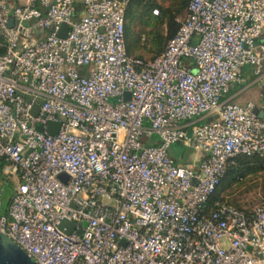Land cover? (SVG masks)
Returning a JSON list of instances; mask_svg holds the SVG:
<instances>
[{
	"label": "built area",
	"instance_id": "obj_1",
	"mask_svg": "<svg viewBox=\"0 0 264 264\" xmlns=\"http://www.w3.org/2000/svg\"><path fill=\"white\" fill-rule=\"evenodd\" d=\"M128 3L0 0V234L36 264H264V204L208 205L237 156L264 157V95L225 97L263 73L264 0H188L148 62L127 54Z\"/></svg>",
	"mask_w": 264,
	"mask_h": 264
},
{
	"label": "trees",
	"instance_id": "obj_2",
	"mask_svg": "<svg viewBox=\"0 0 264 264\" xmlns=\"http://www.w3.org/2000/svg\"><path fill=\"white\" fill-rule=\"evenodd\" d=\"M187 3L188 0H182L180 5L176 9H172L169 7L158 5L157 3H154L153 0H129L125 11V43L127 54L130 57L142 59L146 62L151 61L156 56H158L164 50L168 40L172 38L178 30L180 23L177 21V17L179 15L186 14ZM138 7L143 8L144 11H140L139 13L135 12ZM152 10H156L157 14H151ZM129 18L130 22L132 19H135L140 23H144L145 25L150 24L149 22H152V25L156 24L157 22L159 24L164 22L166 25V35L161 40H157L155 37H153L149 42L146 38L143 37L140 43L139 37H137L136 35L132 36L128 31V23H130L128 21ZM143 53L149 54L150 57L145 58ZM174 146H176V152L178 150L183 151V154L180 155L176 152L172 154L175 162L180 164H187L190 149L177 145ZM0 165H3V163H1ZM260 172L262 175H264L263 156H237L234 162L226 167L224 176L222 177L216 191L212 195L208 205L211 206L213 202L219 201L236 207L245 212L251 211L248 209H242L238 205L228 203L226 200H224L220 193L232 187L234 184L243 183V181L249 174L254 175Z\"/></svg>",
	"mask_w": 264,
	"mask_h": 264
},
{
	"label": "rangeland",
	"instance_id": "obj_3",
	"mask_svg": "<svg viewBox=\"0 0 264 264\" xmlns=\"http://www.w3.org/2000/svg\"><path fill=\"white\" fill-rule=\"evenodd\" d=\"M154 3L158 5L169 7L172 9H176L182 0H153ZM144 11L143 8L138 7L135 12ZM154 10L151 11V14ZM185 15H179L177 17V21L180 22ZM130 22V18L128 20ZM150 24L140 23L135 19H132L130 23H128V31L133 36L136 35L139 37V41L141 43L142 38H146L148 42L151 38L155 37L157 40H161L166 35V25L164 22L159 24L158 22L152 25ZM144 54V53H143ZM145 58H149L150 55L145 53ZM113 99H110V102H113ZM155 140L158 139V136L153 135ZM176 146H172L169 149L170 154H174ZM176 153L183 154L182 150H178ZM3 168V165H0ZM7 177V176H6ZM13 185L7 178L6 182L3 184V188L0 192V200H1V211L0 214L6 209L9 198L13 193ZM220 195L226 200L228 203L233 205H238L242 209L252 210L258 206L264 204V175L260 173L254 175H248L247 178L241 184H234L232 187L224 190L220 193Z\"/></svg>",
	"mask_w": 264,
	"mask_h": 264
},
{
	"label": "crops",
	"instance_id": "obj_4",
	"mask_svg": "<svg viewBox=\"0 0 264 264\" xmlns=\"http://www.w3.org/2000/svg\"><path fill=\"white\" fill-rule=\"evenodd\" d=\"M241 75L242 81L233 85L225 97L236 103L243 104L251 101L256 105L259 104L262 95H264V65L261 76H256L253 73V68L248 65L242 68ZM7 178L12 183L14 188L16 183L15 179H11L8 176L6 177L0 167V189L3 188V184L6 182Z\"/></svg>",
	"mask_w": 264,
	"mask_h": 264
},
{
	"label": "water",
	"instance_id": "obj_5",
	"mask_svg": "<svg viewBox=\"0 0 264 264\" xmlns=\"http://www.w3.org/2000/svg\"><path fill=\"white\" fill-rule=\"evenodd\" d=\"M12 25V20L9 22V26ZM68 30V26L62 24L57 32V36L64 37ZM38 111V107L34 105L32 107V114L36 115ZM261 116V113H260ZM60 123L49 121L47 123V129L49 134L53 135L56 133L59 128ZM75 224L72 222H68L63 220L59 224V228L63 230L65 233H70L74 228ZM0 264H36L15 242L11 239L5 237L0 234Z\"/></svg>",
	"mask_w": 264,
	"mask_h": 264
}]
</instances>
